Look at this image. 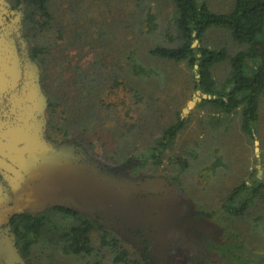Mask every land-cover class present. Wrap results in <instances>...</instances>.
Returning <instances> with one entry per match:
<instances>
[{
    "label": "rangeland",
    "instance_id": "374dc122",
    "mask_svg": "<svg viewBox=\"0 0 264 264\" xmlns=\"http://www.w3.org/2000/svg\"><path fill=\"white\" fill-rule=\"evenodd\" d=\"M6 1L11 9L19 7L15 6L18 0ZM201 1L215 12L230 10L234 2ZM25 3L23 17L28 6V2ZM47 6L52 26L40 30L36 41L48 46L49 42L62 38L61 45L50 50L53 57L70 60L72 66H88L97 60L93 54L95 50L88 43L95 44V39L101 56L107 54L110 61L116 58L121 72L131 77L129 81L119 83L122 91L117 97L110 94L103 103L112 106V115L119 114L125 124L133 126V141L125 146L122 156L114 153L111 157L110 135L118 134V131L106 130L101 125L95 128L93 141L83 145L88 155L107 166L110 174L132 180L141 175H154L164 183L174 184L176 197L184 198L191 211L200 215L202 224L208 226V230L213 229V249L208 254L201 257L193 248L174 246L160 258V263L233 264L229 255L234 252L229 245L235 243L244 247L238 253L257 258L252 264H264V95L260 98L257 129L252 137L242 132L238 116L224 120L211 106L195 108L198 102L191 108L194 112L189 121L164 151L145 160L146 148L176 122L179 112L188 108L197 92V69L185 62H169L149 54L155 46L168 45L173 39L174 4L171 0H47ZM27 37L31 36L25 34L22 18L21 41L15 38V43L19 55L26 52L30 58ZM206 37L211 46L213 43L227 46L231 43L227 35L219 31L211 30ZM133 62L148 73L147 79H136L132 73ZM228 68L227 62L213 67V77L219 85L224 84ZM107 86L110 88L108 82ZM139 93L144 96V102L135 100H141L137 97ZM132 94L134 98L128 97ZM124 164L141 165V171L135 176L126 171L121 174L119 169ZM255 181L263 185L247 204L244 214L233 215L222 209L232 190L243 182ZM183 219L186 217H178L176 222ZM43 254L41 252L40 258L45 260ZM60 259L63 260L57 255L52 264ZM40 264L44 263L40 261ZM148 264H154V261Z\"/></svg>",
    "mask_w": 264,
    "mask_h": 264
},
{
    "label": "trees",
    "instance_id": "16d2710c",
    "mask_svg": "<svg viewBox=\"0 0 264 264\" xmlns=\"http://www.w3.org/2000/svg\"><path fill=\"white\" fill-rule=\"evenodd\" d=\"M25 2H28V6L23 17V28L25 34L31 36L27 37L28 55L37 63L40 88L47 100L45 138L50 142L80 147L83 153L97 161L91 154L88 155L83 145H89L94 139L92 135L95 128L104 125L106 130L118 131V134L113 132L110 135L112 145L109 154L111 157L114 153L122 156L126 151L125 146L133 141V126L125 124L118 117L119 114L112 115L114 109L103 103V100L113 93L117 97L122 91L118 87L119 83L129 81L131 77L128 73L121 72L122 68L116 58L110 61L107 54L103 53L101 56L95 39V44L88 42L97 58V62L93 61V64L72 66L70 60L61 56L53 57L50 50L60 46L62 38L49 42L48 46L36 41L40 30H48L52 26L47 0H18L16 8ZM171 2L175 7L173 39L168 41V45L155 46L149 54L169 62H185L191 68L197 65L195 87L209 98L203 99L195 108L211 106L224 120L238 116L242 132L247 137H252L257 129L260 98L264 95V0H234L232 8L226 12H215L201 0ZM211 30L226 34L231 41L230 45H209L206 34ZM196 40L198 44L192 47ZM222 62H227L229 68L224 84L219 85L213 77V67ZM128 64L129 62L126 63ZM132 67V73H135L138 81L149 77L137 62H133ZM142 74L145 76L142 77ZM129 96L134 98L133 94ZM139 96L141 100H135L144 102L142 93L137 97ZM193 112L194 109L180 111L176 122L165 129L158 141L146 148L145 160L153 158L155 153H162L186 125ZM122 166V170L119 169L121 174L126 171L135 176L141 171V165ZM151 178L156 177L141 175L129 180L144 182ZM262 185L258 181L249 184L243 182L231 191L222 209L233 215L244 214L247 204L261 191ZM177 218L178 216L173 217V220L177 221ZM180 224L181 221L169 226V230H156L153 227L147 229L156 231L157 238H160V235L164 236L159 235L163 230L175 231L172 228L179 227ZM8 225L13 229L16 246L26 264H40V261L52 264L57 255L66 262L60 259L56 264L153 262L152 256L148 254L146 257L140 244L129 234V231L140 229L142 232L143 229L106 227L87 215L67 208L57 206L39 213L25 212L12 217ZM163 244L167 245L165 242ZM170 248L173 246L164 248L162 256ZM229 248L234 252L229 255L233 264H252L257 260L252 254H247L246 257L245 253H238L244 248L242 245L232 243ZM41 252L44 253L45 260L40 258Z\"/></svg>",
    "mask_w": 264,
    "mask_h": 264
},
{
    "label": "water",
    "instance_id": "95a60500",
    "mask_svg": "<svg viewBox=\"0 0 264 264\" xmlns=\"http://www.w3.org/2000/svg\"><path fill=\"white\" fill-rule=\"evenodd\" d=\"M26 5L11 9L6 0H0V229L16 215L57 206L106 227L169 230L179 224L181 220L176 222L173 217L177 216L169 212L166 197H141L162 187L163 179L136 182L110 174L79 147L45 138L47 100L39 70L26 52L19 55L15 43V38L21 41ZM197 44L196 40L192 47ZM199 95L197 90L184 112L209 98ZM13 243L0 241V254L17 253Z\"/></svg>",
    "mask_w": 264,
    "mask_h": 264
},
{
    "label": "flooded vegetation",
    "instance_id": "af4514ba",
    "mask_svg": "<svg viewBox=\"0 0 264 264\" xmlns=\"http://www.w3.org/2000/svg\"><path fill=\"white\" fill-rule=\"evenodd\" d=\"M172 183H163L162 187L159 186L155 188L152 192L141 195V197H166L167 206L169 208V212L178 216V217H186L181 221L179 227L175 226L172 229L175 231H165L161 241L159 236L157 238V232L152 229L149 230H135L129 231V234L132 236V239L137 240L136 242L140 244L143 249V254L148 257V254L152 256L154 264H162L161 256L164 254V248H168L171 246H178L179 249L184 248H193L197 254H200L201 257L203 255L208 254L212 248V240H213V229L208 230L207 227L202 224L200 215L191 211L188 204L184 200V198H177L175 187L172 186ZM181 196V194H178ZM169 201V202H168ZM13 229L10 225L3 226L0 229V241L3 243H9L13 240V245L17 249V253L11 254L9 256L0 254V264H26L22 253L16 246V239ZM166 243L167 245L163 244ZM23 261V263H22Z\"/></svg>",
    "mask_w": 264,
    "mask_h": 264
}]
</instances>
